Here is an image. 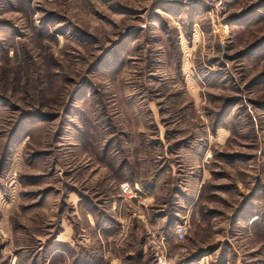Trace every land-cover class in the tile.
Listing matches in <instances>:
<instances>
[{
  "label": "rangeland",
  "instance_id": "1",
  "mask_svg": "<svg viewBox=\"0 0 264 264\" xmlns=\"http://www.w3.org/2000/svg\"><path fill=\"white\" fill-rule=\"evenodd\" d=\"M0 264H264V0H0Z\"/></svg>",
  "mask_w": 264,
  "mask_h": 264
},
{
  "label": "built area",
  "instance_id": "2",
  "mask_svg": "<svg viewBox=\"0 0 264 264\" xmlns=\"http://www.w3.org/2000/svg\"><path fill=\"white\" fill-rule=\"evenodd\" d=\"M120 192L122 195H128L129 193H131V189H130V186L128 184H122L120 186ZM185 232H186V229H185V226L183 225H179L177 228H176V231H175V236L178 240H183L184 238V235H185Z\"/></svg>",
  "mask_w": 264,
  "mask_h": 264
}]
</instances>
